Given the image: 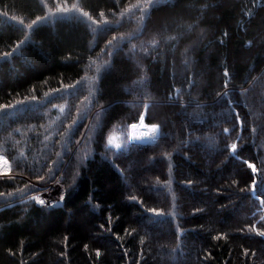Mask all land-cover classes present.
Wrapping results in <instances>:
<instances>
[{
	"label": "trees",
	"instance_id": "16d2710c",
	"mask_svg": "<svg viewBox=\"0 0 264 264\" xmlns=\"http://www.w3.org/2000/svg\"><path fill=\"white\" fill-rule=\"evenodd\" d=\"M137 2L0 0V105H13L0 109V155L17 176L0 177V264H264V0L124 12ZM57 5L75 10L32 24ZM140 112L166 135L125 144ZM50 168L61 205L24 198Z\"/></svg>",
	"mask_w": 264,
	"mask_h": 264
},
{
	"label": "snow or ice",
	"instance_id": "6c2138e0",
	"mask_svg": "<svg viewBox=\"0 0 264 264\" xmlns=\"http://www.w3.org/2000/svg\"><path fill=\"white\" fill-rule=\"evenodd\" d=\"M164 0H150V3L149 4H146L144 5V7L141 9L142 12L146 13L148 8L153 6L154 4H157V3H163ZM141 7V0H138V2L136 4H133V5H129L128 8L124 9V12H130L132 9L134 8H140ZM75 10V6L73 7V9H69L67 7H61L60 5H57L56 9L54 10H51L49 13L46 14V17H37V20L36 21H33L32 24H36L38 21H44L48 15H51L52 12H55L56 14H59V13H68L70 11H74ZM103 15V13L101 14ZM83 16L85 17H88V19H91L90 16H88V13H83ZM144 16L142 15L141 16V19H143ZM13 19H16L15 17H13ZM105 23H107V21H104ZM22 23V21H21ZM95 23V21H94ZM32 25H26L25 27H31ZM115 39V37L113 38ZM121 39H125V37H121ZM171 39V37H170ZM109 45H111L112 41H108L107 42ZM152 44H156V41L153 40L151 41ZM133 48H135V45L132 46ZM118 50V49H117ZM103 51V49H102ZM4 57H7L9 55V53H3L2 54ZM109 55H112V53H109ZM224 75L225 77H228L229 76V73L227 71V69H225L224 71ZM227 84H228V81L226 80L225 81V87H227ZM65 88H70L71 86L70 85H64ZM241 94L243 95L244 94V91L242 90L241 91ZM49 95L48 93L45 94V96ZM221 93H217V96H220ZM223 95L227 96L228 95V92L225 91L223 93ZM32 100H35L36 97H31ZM17 103H20V102H17ZM233 101H229V104H232ZM199 107V105H197ZM13 107V105H0V109H11ZM55 107V106H54ZM63 108L64 106L62 105L61 106V111H63ZM145 108L146 109H150V102H146L145 103ZM150 118V116L146 113V112H140V122H139V125L137 124H132L130 125L129 127L132 128V129H137L139 128L140 130L139 131H135L131 136H129L128 140L125 141V144L127 143H144L145 141H148V142H151V143H155L157 141L158 138H162L163 136H165L166 134L163 133L161 131V127L162 125L160 124H157V123H152V124H145L144 121L145 119H148ZM194 119H196L197 121H199L201 118L199 115H194ZM236 121L237 123L240 122V117L237 115L236 117ZM225 133H228L230 131V129L228 128H225L223 130ZM200 138L199 137H196L195 138V141H198ZM195 141H183L182 143H189V142H195ZM107 144L109 146H112L113 148H116V149H120L123 145L121 143H118L117 142V138L114 136V135H109L108 138H107ZM237 149V144L235 142H233L232 144H230L228 146V151L231 153V154H235V151ZM23 155V154H21ZM59 155V153L57 154ZM245 164H247L248 168L251 169L252 173H256L258 171V169L251 163H249L248 161H244ZM11 169V165L9 163V160L7 158H5L4 156H0V175H4V176H7L8 172L10 171ZM52 170L51 168L49 169V173H48V178L51 177L52 175ZM9 179H11L9 177ZM46 178L44 176H37V180H45ZM59 183V181H57ZM191 183V182H189ZM257 184V181L255 178H253L252 180V196L255 197V199L257 200H260V197L259 196H256V192H255V186ZM27 190V186L24 190H21V191H26ZM0 195H3V194H0ZM8 195H12L11 193H9ZM262 195H264V193H262ZM31 199H34L36 201L37 204L39 205H42V206H51V205H46V202L45 200L41 199L39 197V195L35 196V197H32ZM64 199V196L63 194H61L60 196V200L62 201ZM130 199H135V197H131ZM261 205L264 206V200H261ZM53 204L57 203V202H52ZM149 212H156V213H159V210L157 209H148ZM262 219H264V217H262ZM101 227L103 228V225H101ZM253 230H255V227L253 226ZM257 231V235L259 236H262L264 237V231H259V230H256ZM247 251V250H245ZM97 255H99V252L97 251Z\"/></svg>",
	"mask_w": 264,
	"mask_h": 264
},
{
	"label": "rangeland",
	"instance_id": "374dc122",
	"mask_svg": "<svg viewBox=\"0 0 264 264\" xmlns=\"http://www.w3.org/2000/svg\"><path fill=\"white\" fill-rule=\"evenodd\" d=\"M176 21H172L171 20V23H175ZM171 23H168L167 22V25ZM169 25V26H170ZM196 28V27H195ZM193 28L192 29V32H195V36L194 38L191 40V43H190V50L193 49L194 47H197L199 42H200V39L202 38L201 35H203V33H200V29L197 30ZM195 29V30H194ZM167 30H165V28H163V33H166ZM209 33V32H207ZM132 61V60H131ZM129 61L131 64H135L136 66H139L135 60L133 59V61L131 62ZM182 69H176L175 73L178 74V75H181V73L183 72L182 70L183 69H186V64L183 63L182 65ZM90 68V67H88ZM197 82H198V85H202V83L204 84V81H203V78H202V75H200L197 79ZM251 84L254 83V91L257 92L259 95H260V81L257 79V78H253V80H251L250 82ZM136 84V83H135ZM262 86V85H261ZM261 95L263 96V93H261ZM196 96H199V94H196ZM257 98L254 96L253 97V103L257 102L256 101ZM153 103H157V105H162V103H164V100L163 99H157V100H152ZM160 106H156L155 107V110H158L160 108ZM31 109H35L33 106L31 107ZM193 114H196L195 112ZM190 116L192 114H189ZM193 116V115H192ZM91 115H89L88 117V120L89 118L91 119ZM178 118H179V121L183 124V125H189L190 121L188 118H186L185 116V113H182L180 115H178ZM193 124V123H192ZM195 125V124H193ZM171 128H172V133L171 134H176V131H175V125L173 123H171ZM129 132H130V127L128 126V137H129ZM85 132L82 136V138H80L77 142H76V145L74 146V148H76L78 145H80V143H82L83 139H84V136H85ZM204 140L205 142H208V140H210L208 137H204ZM85 142H83L84 144ZM87 143H89V140H87ZM73 150H71V152L69 154H72ZM77 154V153H76ZM77 159H79V156L78 154L75 155V160L76 162L78 161ZM80 161V159H79ZM78 161V162H79ZM11 165V164H10ZM66 165V164H65ZM17 177L15 176V174L12 173V170L10 169V171L8 172L7 176H4V175H0V177ZM25 179V178H24ZM48 180V179H47ZM41 181V180H36V181H31L30 179H26L25 181L28 183V185H31L32 186V191H30L29 193H26L24 196H22L21 198H26L28 197V195L32 198V197H35L37 195H39V197L43 200H45L46 202V205H51L52 207H55V206H59L61 205L62 201L60 200V196L61 194L64 195V190H65V186H64V183H63V176L61 174H57L56 176H52L51 178H49V181ZM59 181V183L57 182ZM154 185V184H153ZM20 198V199H21ZM35 201V200H34ZM57 202L55 204H53L52 202ZM36 202V201H35Z\"/></svg>",
	"mask_w": 264,
	"mask_h": 264
},
{
	"label": "bare ground",
	"instance_id": "6f19581e",
	"mask_svg": "<svg viewBox=\"0 0 264 264\" xmlns=\"http://www.w3.org/2000/svg\"><path fill=\"white\" fill-rule=\"evenodd\" d=\"M51 111V110H50ZM53 112V111H52ZM55 126V125H54Z\"/></svg>",
	"mask_w": 264,
	"mask_h": 264
}]
</instances>
